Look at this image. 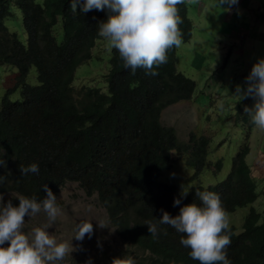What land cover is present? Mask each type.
<instances>
[{
	"label": "trees",
	"instance_id": "16d2710c",
	"mask_svg": "<svg viewBox=\"0 0 264 264\" xmlns=\"http://www.w3.org/2000/svg\"><path fill=\"white\" fill-rule=\"evenodd\" d=\"M13 5L21 12L25 42L5 24L14 13ZM188 5L184 0L177 6L185 41L192 37ZM108 14L107 9L82 12L80 4L73 12L71 0H0V63L17 70L13 86L0 102L4 202L11 200L18 206L17 194L40 202L47 195L45 184L58 196L68 182H76L88 196L96 197L108 225L133 246L115 249L98 243L92 246L93 257L85 254L91 246L81 247L75 257L80 263L112 264L116 258H130L134 264H200L180 243L184 234L159 224L158 219L161 210L176 216L184 205L202 206L196 192L210 191L218 194L228 213L230 264H264V212L254 206L260 196L259 182L247 161V144L236 152L226 178L206 189L199 183L184 197L177 186L166 182L168 172L158 180L162 171L173 166L171 150L195 169L193 180L207 167L208 136L191 131L181 139L174 123L163 118L166 108L191 99L196 88V81L177 68V47L167 51L166 63L154 68L155 76L142 68L135 72L125 68L118 50L112 49L104 88L72 86L74 71L91 57L98 25ZM32 67L37 71L34 85L26 83ZM17 88L21 98L9 100L11 90ZM33 163L39 172L22 176L20 166ZM222 166L218 159L215 170ZM177 198L181 204L173 206ZM246 207L249 213L239 227L233 214ZM146 221L158 224V236L149 233Z\"/></svg>",
	"mask_w": 264,
	"mask_h": 264
},
{
	"label": "rangeland",
	"instance_id": "374dc122",
	"mask_svg": "<svg viewBox=\"0 0 264 264\" xmlns=\"http://www.w3.org/2000/svg\"><path fill=\"white\" fill-rule=\"evenodd\" d=\"M187 1L190 4L188 14L192 19V37L188 41L182 39L181 45L176 48V65L178 70L196 81V88L191 99L171 105L161 116L169 123H174L177 137L181 139H187L191 131L208 136L207 167L198 180H193L191 176L195 170L183 164L173 153V166L162 171L158 180L161 181L168 172L166 182L177 186L181 196H185L184 193H188L196 183H202L205 188L214 185L226 178L232 168L233 157L249 136L247 161L250 166L254 165L252 175L257 177L260 191L254 206L264 212V184L261 183L264 180V130L255 126L256 129L252 131L248 122H243L245 108L252 109L255 99L252 96L241 99L234 95L237 85L246 87L245 79L253 65L264 58V0H238L230 10H226L229 7L226 4L220 7L219 0H209L211 4L205 7L203 13L195 9V0ZM213 5L220 9L216 11L214 7L212 10ZM12 10L14 13L5 18V24L25 42L21 12L15 5ZM57 27L61 28L60 21ZM109 56L105 40L97 38L89 60L75 69L72 86L98 85L104 88L102 82L109 70ZM16 72L15 67L0 63V102L5 91L13 86ZM26 83H38L35 67L27 74ZM20 98V88L11 90L8 95L11 101ZM246 115L250 116L249 113ZM218 159L223 161L220 171L215 170ZM2 195L4 197L6 193ZM56 198L61 214L54 223L48 220L42 210L33 217L25 216L23 229L29 232L33 227L49 225L47 231L58 241H71L76 250L56 264H83L75 259L81 247L89 248L98 243L115 249L121 246L133 248L130 242H123L115 229L108 225L96 197L88 196L78 183L68 182ZM248 213L249 207L237 210L233 214L234 222L241 227ZM82 220L91 221L93 234L91 238L86 235L83 241H77L74 227ZM94 253L92 247L85 254L93 257Z\"/></svg>",
	"mask_w": 264,
	"mask_h": 264
},
{
	"label": "clouds",
	"instance_id": "9594fccd",
	"mask_svg": "<svg viewBox=\"0 0 264 264\" xmlns=\"http://www.w3.org/2000/svg\"><path fill=\"white\" fill-rule=\"evenodd\" d=\"M195 1L199 5L200 0ZM183 2L184 0H84L81 11L86 13L93 9H107V20L98 25V35L105 40L107 49L118 50L125 68H130L133 72L142 68L146 74L155 76L158 72L154 68L167 62V51L182 43L179 27L182 19L177 6ZM237 3L238 0H219L220 7L225 4L229 6L226 10ZM78 4L80 0H71L73 12H76ZM204 11L205 8L200 9V13ZM245 85L246 87L237 85L234 95L241 99L252 96L255 104L252 109L245 108L246 118L243 122H248L252 131L256 127L264 130V58L253 65L245 79ZM246 113H249L251 119ZM248 138L249 136L244 145L249 146L250 152ZM171 152L175 153L173 150ZM253 166H250L251 172ZM20 171L22 176L35 174L39 172V167L35 163L27 167L21 165ZM194 173L195 171L192 176ZM201 175L202 173L194 180H198ZM197 184L199 183L193 186ZM43 188L47 195L40 202H37L36 197L28 198L17 194L15 199L19 201L18 206H14L11 200L5 203L0 194V264H56L76 250L71 241H58L51 235L47 231L49 225L33 227L29 232L23 230L25 216L33 217L43 210L48 220L54 223L61 214L52 190L46 184ZM187 194L184 193L185 196ZM196 196L202 206L196 203L184 205L176 216L161 210L163 215L158 219L159 224L169 225L184 234L180 243L191 250L190 257L200 264H230L226 251L231 243L230 236L226 234L229 231L228 213L218 194L198 191ZM180 204L181 199L177 198L173 206ZM145 224L153 237L158 236L157 223L146 221ZM74 231V238L83 241L86 235L91 238L93 225L89 220H82L77 223ZM112 264H134V261L130 258H116ZM169 264H175V261H170Z\"/></svg>",
	"mask_w": 264,
	"mask_h": 264
},
{
	"label": "crops",
	"instance_id": "0c3cea01",
	"mask_svg": "<svg viewBox=\"0 0 264 264\" xmlns=\"http://www.w3.org/2000/svg\"><path fill=\"white\" fill-rule=\"evenodd\" d=\"M215 1H217V0H215ZM217 2H218V1H217ZM210 4H211V2H210L209 0H200V1H199V5H196V6H195V9H196V10H199V13H200V9H203V8H205L207 5H210ZM215 5L218 6V3H216ZM215 5H213L212 10L214 9ZM259 6H261V4H259ZM260 8H261V7H260ZM218 9H220V8L215 7V10H216V11H217Z\"/></svg>",
	"mask_w": 264,
	"mask_h": 264
}]
</instances>
